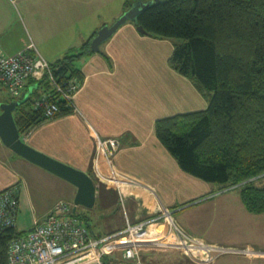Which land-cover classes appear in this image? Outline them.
<instances>
[{
    "label": "crops",
    "instance_id": "obj_1",
    "mask_svg": "<svg viewBox=\"0 0 264 264\" xmlns=\"http://www.w3.org/2000/svg\"><path fill=\"white\" fill-rule=\"evenodd\" d=\"M128 1L134 0H0V49L12 55L34 45L55 62L72 49L79 50L103 25L112 24ZM173 50L169 39L144 34L134 22L125 23L100 51L77 62L84 75L75 96L79 111L44 119L21 133L30 146L94 179L96 200L92 209H86L91 212L76 206L78 188L73 183L19 155L0 137V191L18 187L19 232L43 222L60 201L72 203L92 232L104 236L122 230L127 218L136 222L150 216L157 204L152 191L173 209L213 191L180 167L156 133L158 119L205 109L207 104L192 81L169 65ZM12 100L18 99L2 102ZM98 137L116 140L115 168L146 187L128 185L122 199L116 185L98 178L94 169Z\"/></svg>",
    "mask_w": 264,
    "mask_h": 264
},
{
    "label": "trees",
    "instance_id": "obj_2",
    "mask_svg": "<svg viewBox=\"0 0 264 264\" xmlns=\"http://www.w3.org/2000/svg\"><path fill=\"white\" fill-rule=\"evenodd\" d=\"M136 25L176 41L169 65L209 101L205 109L158 119L159 140L184 171L219 189L239 187L247 210L264 212V187L255 183L264 174V0H153ZM93 37L51 62L58 82L83 83L77 62L93 53ZM35 83L39 87L14 112L22 134L47 119L33 106L43 92L59 103L56 116L72 112L48 78L30 80L25 92ZM20 234L0 225V264H8L9 244Z\"/></svg>",
    "mask_w": 264,
    "mask_h": 264
},
{
    "label": "built area",
    "instance_id": "obj_3",
    "mask_svg": "<svg viewBox=\"0 0 264 264\" xmlns=\"http://www.w3.org/2000/svg\"><path fill=\"white\" fill-rule=\"evenodd\" d=\"M44 78L49 79L59 97L66 101L72 111H79L75 96L83 84L81 81L72 79L66 84L58 82L51 63L34 45L12 55L0 49V85L14 99L24 96L30 80L40 81ZM33 106L41 110L47 119L56 117L60 111L59 103L50 92L36 96ZM97 142L98 155L94 159V169L100 180L116 185L122 199L128 185L146 187L138 179L124 175L115 168L112 163V156L118 148L115 139L98 137ZM152 193L157 204L150 216L136 222L127 218L122 230L104 236L92 232L76 214L72 203L60 201L43 222L12 239L8 247V264H114L110 257L117 251H121L117 264H160L143 258L153 249L178 251L187 264H214L226 252L248 258L259 254L253 248H231L192 234L177 221L175 210L167 206L155 191ZM19 207L17 186L0 191V225L16 227Z\"/></svg>",
    "mask_w": 264,
    "mask_h": 264
},
{
    "label": "rangeland",
    "instance_id": "obj_4",
    "mask_svg": "<svg viewBox=\"0 0 264 264\" xmlns=\"http://www.w3.org/2000/svg\"><path fill=\"white\" fill-rule=\"evenodd\" d=\"M169 40L174 44L175 40ZM11 98L14 99L7 89L0 85V102ZM208 106L209 101L207 99L205 108ZM255 181L257 186L264 187V174L260 178H256ZM207 184L213 187V191L204 198L201 197L199 200L173 209L176 215L180 214L176 216V219L182 220L185 227L177 221L187 231L201 236L209 242L231 248H253L259 252L253 258L238 253L226 252L214 264H264V212L254 213L247 210L241 200V189L239 187L233 185L219 189L220 186L217 183L207 182ZM79 206L84 207L85 210L92 209V207ZM88 210H86V213L91 212ZM97 212L99 211L96 210ZM92 214L96 215L94 212ZM118 255L119 257H117ZM120 255L121 251L111 255L110 258L114 264L118 263L121 258ZM143 258L146 261L160 264H179L180 260L185 263V259L175 250L153 249Z\"/></svg>",
    "mask_w": 264,
    "mask_h": 264
},
{
    "label": "water",
    "instance_id": "obj_5",
    "mask_svg": "<svg viewBox=\"0 0 264 264\" xmlns=\"http://www.w3.org/2000/svg\"><path fill=\"white\" fill-rule=\"evenodd\" d=\"M152 3L153 0L147 2L135 0L112 24L103 25L91 41L92 51H100L102 44L110 39L125 23L130 21L137 23L141 12ZM138 29L146 34L142 26H138ZM38 87V83L30 85L22 99L0 102V137L8 147L19 155L73 183L78 188L75 197L76 206L93 207L96 200V185L94 179L87 172L76 169L35 149L22 138L15 121L14 112L30 98Z\"/></svg>",
    "mask_w": 264,
    "mask_h": 264
}]
</instances>
